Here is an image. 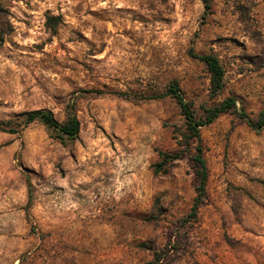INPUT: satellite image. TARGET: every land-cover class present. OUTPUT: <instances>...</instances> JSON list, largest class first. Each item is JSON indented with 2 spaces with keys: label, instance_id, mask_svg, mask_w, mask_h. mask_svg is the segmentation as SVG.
I'll return each instance as SVG.
<instances>
[{
  "label": "rangeland",
  "instance_id": "1",
  "mask_svg": "<svg viewBox=\"0 0 264 264\" xmlns=\"http://www.w3.org/2000/svg\"><path fill=\"white\" fill-rule=\"evenodd\" d=\"M0 0V116L75 103L78 138L0 130V264H264V129L230 109L201 130L196 222L177 82L198 117L234 97L264 109V0ZM55 16V28L47 25ZM214 53L225 85L211 92ZM94 90H101L97 93ZM131 96H122L117 92ZM33 190L31 230L25 205Z\"/></svg>",
  "mask_w": 264,
  "mask_h": 264
},
{
  "label": "trees",
  "instance_id": "2",
  "mask_svg": "<svg viewBox=\"0 0 264 264\" xmlns=\"http://www.w3.org/2000/svg\"><path fill=\"white\" fill-rule=\"evenodd\" d=\"M205 9L208 11L211 8L210 0H203ZM55 16H48L47 25L51 28H55ZM190 54L202 60L211 75V92L218 94L225 85V69L220 61V58L214 53L198 54L193 48L190 49ZM97 93H101V90H94ZM117 94L122 96H131L126 92L119 91ZM165 95H171L176 99L180 106L181 112L185 117V131L183 133L182 148L180 151L166 152L160 151V155L163 157L162 163H159L158 169L176 158H179L184 151L190 150L193 152L192 161L195 168V176L197 182V197L191 207L190 212L182 218L184 223H193L197 221L199 209L205 202L206 189L209 178V170L206 159L204 157V147L202 142L201 130L204 126L214 122L221 114L234 109L239 116L245 120L253 129L261 131L264 129V109L260 112L257 119H254L243 108L237 105V100L234 97L226 98L224 101L216 106L208 107L205 109V115L198 117L193 109L192 103L188 101L177 82L170 85L169 89L165 93L152 94L144 96L146 99H154ZM35 121H41L48 128L52 129L55 136L62 142L72 141L78 138L81 123L75 112V103L71 102L67 105V118L65 121H59L55 116V113L50 108H38L19 114L15 119L4 120L0 116V130L9 133H17L24 130L27 126ZM33 201L32 186L29 185V198L25 205V213L29 221L31 222V230L37 232L36 224L32 220L31 206Z\"/></svg>",
  "mask_w": 264,
  "mask_h": 264
}]
</instances>
